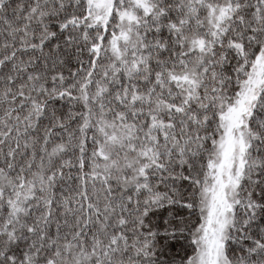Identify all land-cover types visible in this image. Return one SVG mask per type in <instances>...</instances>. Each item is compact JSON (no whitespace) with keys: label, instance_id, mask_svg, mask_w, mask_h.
I'll return each mask as SVG.
<instances>
[{"label":"snow or ice","instance_id":"6c2138e0","mask_svg":"<svg viewBox=\"0 0 264 264\" xmlns=\"http://www.w3.org/2000/svg\"><path fill=\"white\" fill-rule=\"evenodd\" d=\"M0 264H264V0H0Z\"/></svg>","mask_w":264,"mask_h":264}]
</instances>
